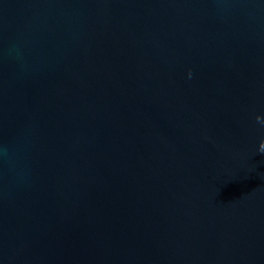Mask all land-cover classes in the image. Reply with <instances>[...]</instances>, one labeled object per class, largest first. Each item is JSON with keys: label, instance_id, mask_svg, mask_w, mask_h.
<instances>
[{"label": "water", "instance_id": "95a60500", "mask_svg": "<svg viewBox=\"0 0 264 264\" xmlns=\"http://www.w3.org/2000/svg\"><path fill=\"white\" fill-rule=\"evenodd\" d=\"M262 121L264 0H0V264H264Z\"/></svg>", "mask_w": 264, "mask_h": 264}, {"label": "clouds", "instance_id": "9594fccd", "mask_svg": "<svg viewBox=\"0 0 264 264\" xmlns=\"http://www.w3.org/2000/svg\"><path fill=\"white\" fill-rule=\"evenodd\" d=\"M257 120H260V117H257ZM264 122V121H262ZM261 148L264 149V143H262Z\"/></svg>", "mask_w": 264, "mask_h": 264}]
</instances>
